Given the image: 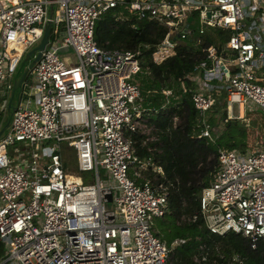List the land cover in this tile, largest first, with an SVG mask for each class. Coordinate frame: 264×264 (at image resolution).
<instances>
[{"label": "built area", "instance_id": "2783aa9c", "mask_svg": "<svg viewBox=\"0 0 264 264\" xmlns=\"http://www.w3.org/2000/svg\"><path fill=\"white\" fill-rule=\"evenodd\" d=\"M9 2L5 7L0 1L3 93L11 90L9 80L23 55L41 40L50 5L53 15L47 48L19 86L0 135V264H171L172 245L184 240L170 247L154 234L153 220L167 209V189L153 187L142 174L149 160L137 159L130 138L136 130L146 133L141 90L134 82L139 60L130 50L100 47L96 20L125 6L165 25L151 55L155 63L175 53V35L194 33L190 23L196 12L203 22L199 34L204 26L231 31L224 48L208 47L190 74L198 84L191 97L201 125L198 137L210 138L207 112L221 90L229 112L236 104L239 117L241 108L252 105L264 113V0ZM67 50L76 61L61 57ZM64 148L74 150L77 171L92 172L93 183L67 171ZM217 160L199 197V216L209 232L239 233L254 248L259 240L264 243V147L219 149ZM100 166L112 183L100 179Z\"/></svg>", "mask_w": 264, "mask_h": 264}, {"label": "trees", "instance_id": "16d2710c", "mask_svg": "<svg viewBox=\"0 0 264 264\" xmlns=\"http://www.w3.org/2000/svg\"><path fill=\"white\" fill-rule=\"evenodd\" d=\"M126 1L128 5L131 0ZM166 32L167 27L159 21L139 17L125 6L102 13L94 29V38L100 47L130 50L139 60L140 70L134 82L141 90L142 120L153 137L136 130L130 133V138L137 159L150 160L143 170L145 177L153 187L161 184L167 189L166 212L153 220L152 230L170 247L174 240H184L172 245L171 264H212L213 261L264 264L261 240L253 248L249 238L239 233H211L199 216V197L218 169V150L246 152L249 147L244 124L240 119L227 116L224 90L214 96L207 112L210 138L198 137L201 125L191 98L198 89L196 80L190 76L194 66L205 59L208 47L224 48L231 31L210 26L203 34L196 31L184 38L175 35V53L155 63L151 60L152 52ZM19 72L20 69L16 78ZM165 89L172 90L173 94L166 98L162 92ZM9 117L10 114L3 124ZM220 120L223 128L218 132L215 128ZM153 165L160 167L161 172L153 171ZM3 251L0 242V256Z\"/></svg>", "mask_w": 264, "mask_h": 264}, {"label": "rangeland", "instance_id": "374dc122", "mask_svg": "<svg viewBox=\"0 0 264 264\" xmlns=\"http://www.w3.org/2000/svg\"><path fill=\"white\" fill-rule=\"evenodd\" d=\"M0 1H1L2 5L5 7L10 5V2H9L10 0H0ZM201 24H203V22L202 23L199 22L197 12H196L194 14V19L190 23V27L192 30H194V32H196V31L198 32L197 28H199ZM209 27L210 26H204L203 32L200 34H203ZM25 54L23 55V58L19 63L20 66L18 64V66L16 68V73L18 72V69H20L18 78L26 70V68L28 67V64L30 63V61L33 58V56H31L29 59H27L26 61H24L22 63V61L24 60ZM61 57H64V58L68 57L69 59L76 61L75 55L71 50L61 52ZM16 73H14V75ZM14 75L10 80L11 83H13V81H14ZM29 78H30V76L27 79L29 80ZM7 81H8V79L6 80V82ZM4 90H5V86H2L0 88V121H2L5 116H8V114L6 112V104H7L8 99L5 97L8 93L6 95H2ZM18 92H19V87H18V89H16L14 97L12 98V101H11V104L13 107L16 103V98L18 96ZM227 105H228V103H227ZM251 107H252V109L246 107V110H244L243 115L241 117H239V115L237 113V105L233 104L232 108H231L232 112L230 111L231 113L229 112V109L227 108V116L230 118H233V119L237 118V119L241 120V122L244 124V126L246 127V129L248 131V146H249L248 149H249V151L250 150L255 151L258 149H262L264 147V113L259 108H257L256 106L252 105ZM222 128H223V123L220 120L219 124L215 128V130L220 132V130ZM143 129L145 130V132L148 134L149 137H153V135L151 134V130H149L147 127L143 128ZM17 148H18V145H17ZM12 149H13L12 146H8V151L10 154H12ZM63 156L65 158V159H63L64 166L68 172H72L74 174L81 176L84 184L93 183L95 181V177L92 174V172H78L77 171L76 166H75V163H76L75 152L73 149L64 148ZM24 158H25V156H24ZM99 158H101V155H99ZM12 162H14V160ZM99 176H100V179L102 181H104V183H108V184L112 183V181L110 179H108V177L106 175V171L102 166L99 167ZM105 206L108 209H114V203L113 202H106Z\"/></svg>", "mask_w": 264, "mask_h": 264}, {"label": "water", "instance_id": "95a60500", "mask_svg": "<svg viewBox=\"0 0 264 264\" xmlns=\"http://www.w3.org/2000/svg\"><path fill=\"white\" fill-rule=\"evenodd\" d=\"M52 15H53V6L50 5L49 8H48L47 21H46V26H45L42 38H41V40L39 41V43L36 46L32 47L30 50H28L26 52L23 62L26 61L27 59H29L31 56H33V58L30 61V63L28 64V67L26 68V70L20 75V77L14 79V81H13V86H12L11 92H10L9 104H8V107H7V109L11 113H12V111L14 109V107L11 108V101H12V98L14 96V93H15L16 89H18V87L24 82L26 76L28 75V72H29L30 68L40 58L41 53L47 48L48 36H49L50 26H51V23H52ZM191 19H192V17L189 16L188 17V21H190ZM8 125H9V119L6 121V123L0 129V135L8 127ZM107 197L110 200V195H108Z\"/></svg>", "mask_w": 264, "mask_h": 264}, {"label": "crops", "instance_id": "0c3cea01", "mask_svg": "<svg viewBox=\"0 0 264 264\" xmlns=\"http://www.w3.org/2000/svg\"><path fill=\"white\" fill-rule=\"evenodd\" d=\"M16 73V72H15ZM28 74H29V72H28ZM14 79H16V77H15V75H14ZM26 79V78H25ZM11 80V79H10ZM9 80V83H11V81ZM214 83H216L215 81H214ZM12 86H13V83H11V88H12ZM10 92H11V90L10 91H8V92H4L2 95H6L7 93V95L5 96L7 99H8V101H7V104H6V112H7V114H9L8 113V109H7V107H8V104H9V98H10ZM15 94V93H14ZM213 94V93H212ZM213 96H215L214 94H213ZM167 98V97H166ZM141 110L143 111L144 110V108H142L141 107ZM241 110L244 112V110H246V108L245 109H243V108H241ZM241 110H240V112H241ZM237 113H238V110H237ZM242 115L240 114V117H241ZM7 116H5L4 118H3V120H2V123H1V128L3 127V125L6 123H4L3 124V122H4V119L6 118ZM8 120V119H7ZM6 120V121H7ZM0 128V129H1ZM145 135H148L147 133H145ZM152 138V137H151ZM150 138V139H151ZM150 139H147V140H150ZM247 151H249V149L247 150ZM246 151V152H247ZM146 160H149V159H146ZM140 161H143V160H140ZM145 161V160H144ZM149 164H150V160H149ZM148 165L146 164V165H144V167L143 168H140V171H142V174L144 175V173H143V170L147 167ZM157 167V168H156ZM158 169V171L157 172H161V169H160V167H158V166H154L153 165V168H152V170L153 171H156ZM145 176V175H144Z\"/></svg>", "mask_w": 264, "mask_h": 264}, {"label": "bare ground", "instance_id": "6f19581e", "mask_svg": "<svg viewBox=\"0 0 264 264\" xmlns=\"http://www.w3.org/2000/svg\"><path fill=\"white\" fill-rule=\"evenodd\" d=\"M240 114L243 115V111L242 110H241Z\"/></svg>", "mask_w": 264, "mask_h": 264}, {"label": "flooded vegetation", "instance_id": "af4514ba", "mask_svg": "<svg viewBox=\"0 0 264 264\" xmlns=\"http://www.w3.org/2000/svg\"><path fill=\"white\" fill-rule=\"evenodd\" d=\"M11 108H13L12 104H11Z\"/></svg>", "mask_w": 264, "mask_h": 264}]
</instances>
